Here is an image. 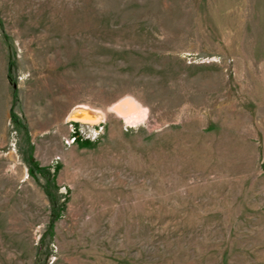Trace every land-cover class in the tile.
I'll use <instances>...</instances> for the list:
<instances>
[{
	"label": "rangeland",
	"instance_id": "obj_1",
	"mask_svg": "<svg viewBox=\"0 0 264 264\" xmlns=\"http://www.w3.org/2000/svg\"><path fill=\"white\" fill-rule=\"evenodd\" d=\"M0 264H264V0H0Z\"/></svg>",
	"mask_w": 264,
	"mask_h": 264
},
{
	"label": "bare ground",
	"instance_id": "obj_2",
	"mask_svg": "<svg viewBox=\"0 0 264 264\" xmlns=\"http://www.w3.org/2000/svg\"><path fill=\"white\" fill-rule=\"evenodd\" d=\"M110 111L116 112L123 117L128 123L139 122L146 116L144 108L133 98L127 97L124 100L118 102L110 108ZM98 111L90 110L86 107H78L70 113L71 121H79L82 123H99L100 119H103V115Z\"/></svg>",
	"mask_w": 264,
	"mask_h": 264
},
{
	"label": "water",
	"instance_id": "obj_3",
	"mask_svg": "<svg viewBox=\"0 0 264 264\" xmlns=\"http://www.w3.org/2000/svg\"><path fill=\"white\" fill-rule=\"evenodd\" d=\"M88 124H91V123H88ZM95 124H98V123H95ZM93 125V124H92Z\"/></svg>",
	"mask_w": 264,
	"mask_h": 264
}]
</instances>
